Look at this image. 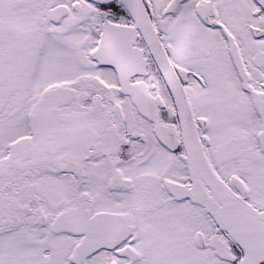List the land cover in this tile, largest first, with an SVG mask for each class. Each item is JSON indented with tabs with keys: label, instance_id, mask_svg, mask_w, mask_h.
I'll return each instance as SVG.
<instances>
[{
	"label": "snow or ice",
	"instance_id": "obj_1",
	"mask_svg": "<svg viewBox=\"0 0 264 264\" xmlns=\"http://www.w3.org/2000/svg\"><path fill=\"white\" fill-rule=\"evenodd\" d=\"M0 264H264V0H0Z\"/></svg>",
	"mask_w": 264,
	"mask_h": 264
}]
</instances>
